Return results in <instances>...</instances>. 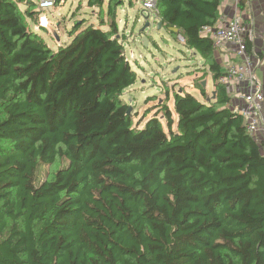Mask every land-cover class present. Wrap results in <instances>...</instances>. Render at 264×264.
Masks as SVG:
<instances>
[{
    "label": "trees",
    "instance_id": "obj_1",
    "mask_svg": "<svg viewBox=\"0 0 264 264\" xmlns=\"http://www.w3.org/2000/svg\"><path fill=\"white\" fill-rule=\"evenodd\" d=\"M37 1L0 0V264H264V154L203 33L220 0H157L162 27L207 66L201 98L173 90L176 129L166 100L142 127L127 114L137 74L114 22L74 23L52 50L25 20Z\"/></svg>",
    "mask_w": 264,
    "mask_h": 264
},
{
    "label": "rangeland",
    "instance_id": "obj_2",
    "mask_svg": "<svg viewBox=\"0 0 264 264\" xmlns=\"http://www.w3.org/2000/svg\"><path fill=\"white\" fill-rule=\"evenodd\" d=\"M87 1L66 0L54 4L47 10H41L36 22L26 18L27 26L37 31L52 50H56L58 46L70 41L67 31L74 23H82V26L93 24L110 30V24L114 22L117 27L116 36L123 41L124 53L137 74L135 83L125 89L121 96L130 109L134 125L142 127L156 113L155 105L166 100L173 117L172 128L176 129L173 90L183 87L201 98L195 76H201L203 68H207L204 60L194 50L173 38L164 27L157 29L153 14L148 17L150 25L143 31L148 38L147 46L143 47L140 28L147 14L141 13L142 0H115L114 18L107 13V0H104L102 8L89 6ZM19 7L25 9L24 5ZM41 18L45 25L41 24ZM256 76L262 78L259 71ZM202 81H205V90L211 96L214 90L211 74L208 72ZM152 96L153 99L146 101V98ZM157 117L168 133L165 118L161 113ZM61 165L62 161L56 160L52 165L40 167L38 181L49 179Z\"/></svg>",
    "mask_w": 264,
    "mask_h": 264
},
{
    "label": "built area",
    "instance_id": "obj_3",
    "mask_svg": "<svg viewBox=\"0 0 264 264\" xmlns=\"http://www.w3.org/2000/svg\"><path fill=\"white\" fill-rule=\"evenodd\" d=\"M230 1L237 3L239 0ZM37 4L40 11L47 10L54 5V0H38ZM156 6L157 0H142L141 13L148 17L153 14L158 21ZM221 23L216 21L213 26L203 27V33L210 36L215 50L225 47L226 44L236 46L235 55L241 60L222 67L224 73L219 80L235 92L240 103L232 109L241 116L245 129L258 142L264 154V82L257 78L256 68L252 65L246 49L251 34L237 14ZM41 24L45 25L42 18ZM177 37L183 41L181 35Z\"/></svg>",
    "mask_w": 264,
    "mask_h": 264
},
{
    "label": "crops",
    "instance_id": "obj_4",
    "mask_svg": "<svg viewBox=\"0 0 264 264\" xmlns=\"http://www.w3.org/2000/svg\"><path fill=\"white\" fill-rule=\"evenodd\" d=\"M237 14L246 25L251 34L250 40L253 44V50L249 54L252 65L256 68V74L259 71L264 82V0H239L233 3L230 0H220L218 8V23L226 22ZM221 23V24H222ZM234 44H226L225 47L215 51V57L222 67L227 64H233L240 61V57L235 55ZM260 53L262 56H260ZM230 87V86H229ZM231 97V108L240 103L235 92L228 88Z\"/></svg>",
    "mask_w": 264,
    "mask_h": 264
},
{
    "label": "water",
    "instance_id": "obj_5",
    "mask_svg": "<svg viewBox=\"0 0 264 264\" xmlns=\"http://www.w3.org/2000/svg\"><path fill=\"white\" fill-rule=\"evenodd\" d=\"M145 22L144 25L142 26V28H140V42L142 43L143 47H146L148 44V38L143 34V31L145 30L146 27H148L150 25L149 20H148V15L145 16L144 18ZM156 28L160 29L162 28L161 22L160 21H156ZM173 32H177V28H170ZM203 86L205 85V81H202L201 83ZM130 112V109H127V114Z\"/></svg>",
    "mask_w": 264,
    "mask_h": 264
},
{
    "label": "bare ground",
    "instance_id": "obj_6",
    "mask_svg": "<svg viewBox=\"0 0 264 264\" xmlns=\"http://www.w3.org/2000/svg\"><path fill=\"white\" fill-rule=\"evenodd\" d=\"M159 21V20H158Z\"/></svg>",
    "mask_w": 264,
    "mask_h": 264
}]
</instances>
